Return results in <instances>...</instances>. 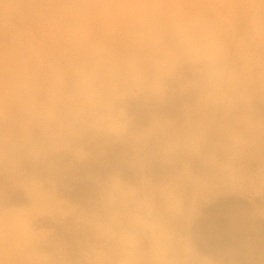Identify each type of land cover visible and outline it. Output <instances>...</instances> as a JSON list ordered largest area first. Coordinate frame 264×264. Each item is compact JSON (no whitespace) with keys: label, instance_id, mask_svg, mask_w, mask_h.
<instances>
[{"label":"rangeland","instance_id":"rangeland-1","mask_svg":"<svg viewBox=\"0 0 264 264\" xmlns=\"http://www.w3.org/2000/svg\"><path fill=\"white\" fill-rule=\"evenodd\" d=\"M0 264H264V0H0Z\"/></svg>","mask_w":264,"mask_h":264}]
</instances>
